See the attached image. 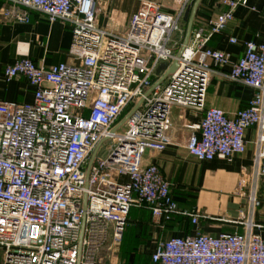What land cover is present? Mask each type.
<instances>
[{
  "label": "built area",
  "instance_id": "2783aa9c",
  "mask_svg": "<svg viewBox=\"0 0 264 264\" xmlns=\"http://www.w3.org/2000/svg\"><path fill=\"white\" fill-rule=\"evenodd\" d=\"M3 1L4 20L28 22L34 11L67 23L76 62L44 68L20 59L3 70L6 81L23 77L34 91L31 103L0 102L2 264H98L121 245L131 208L150 210L155 223L182 215L196 224L199 215L179 210L158 167L142 162L147 151L168 147L174 106L203 113L186 144L198 161L230 162L245 152V132L254 127L255 183L264 187V43H244L236 62L207 46L246 0H221L228 10L194 30L179 57L170 38L181 32L191 0H174L170 12L140 2L123 31L98 25L101 0ZM173 61L175 70L152 89L158 65ZM211 65L229 67L227 80L253 91L233 117L205 109ZM106 140L113 142L107 158H95L87 175L92 153ZM250 202L257 204L252 196ZM251 228L169 238L157 244L151 262L264 264V239Z\"/></svg>",
  "mask_w": 264,
  "mask_h": 264
},
{
  "label": "crops",
  "instance_id": "0c3cea01",
  "mask_svg": "<svg viewBox=\"0 0 264 264\" xmlns=\"http://www.w3.org/2000/svg\"><path fill=\"white\" fill-rule=\"evenodd\" d=\"M143 1L158 4L164 12H170L174 4V0H101L98 25L111 31H123L129 17ZM195 2L191 0L186 7L189 13ZM6 10L9 5L0 0V102L31 103L33 87L23 77L6 81L4 68L20 59H30L44 68L75 63L76 59L70 54L71 27L60 20L50 22L34 11H28V22L4 20L2 13ZM227 10L221 0H200L191 33L204 26L211 17ZM184 14L179 21L181 32L176 33L179 40V45L174 47L176 55L188 24ZM231 39L236 43H230ZM246 42L264 43V0H246L244 5L237 6L230 24L214 35L207 46L228 54L230 61L236 62L243 55ZM228 72L227 66L211 65L205 109L218 108L226 116L233 117L247 106L253 91L228 81ZM162 74L157 76L155 72L153 79L158 80ZM202 117V112L174 106L167 133L168 147L159 153L147 151L142 159L144 165L158 167L170 184V193L179 210L199 215L197 223L193 224L189 217L182 215L155 223L150 210L131 208L121 245L103 253L98 264H152L151 255L157 244L169 238L194 237L197 233L211 236L242 234L248 225L252 226V234L264 239V187L260 182L255 183L254 175L256 129L246 130L245 152L235 155L230 162L219 159L198 161L188 154L186 144L191 135L198 133ZM251 196L257 201L256 205H251Z\"/></svg>",
  "mask_w": 264,
  "mask_h": 264
},
{
  "label": "water",
  "instance_id": "95a60500",
  "mask_svg": "<svg viewBox=\"0 0 264 264\" xmlns=\"http://www.w3.org/2000/svg\"><path fill=\"white\" fill-rule=\"evenodd\" d=\"M200 0H196L195 4L193 5L190 13L189 10L186 9L185 14H184V20H186L188 18V24H187V29L185 32V37H184V41L183 44L180 48V50L177 53V57L180 56L181 52L183 51L184 47L187 45L188 40L190 38V34H191V27H192V21L193 18L195 16V12L198 6ZM176 68V61H173L170 65H168V63H161L158 65L157 69H156V75L159 76L162 72L163 74L159 77V79L154 83L152 89L158 85H160L165 79L166 77L172 73ZM128 117V115L121 121V123L119 124V126L123 125V123L125 122L126 118ZM115 130V129H114ZM98 147H96V149L94 150L93 154L91 155L89 162H88V166H87V175L89 172V169L96 157L97 151H98ZM86 206V199L84 198V202H83V208H85Z\"/></svg>",
  "mask_w": 264,
  "mask_h": 264
},
{
  "label": "rangeland",
  "instance_id": "374dc122",
  "mask_svg": "<svg viewBox=\"0 0 264 264\" xmlns=\"http://www.w3.org/2000/svg\"><path fill=\"white\" fill-rule=\"evenodd\" d=\"M178 24L180 27V23H178ZM176 35H177L176 32L171 35L169 46L175 45L174 47H176L179 45V40L177 39ZM174 47H173V51H175ZM136 101L138 102L139 99ZM112 145H113V142L111 140H106V141L102 142L98 151H97L95 158L106 159ZM2 263H3V254L0 250V264H2Z\"/></svg>",
  "mask_w": 264,
  "mask_h": 264
},
{
  "label": "trees",
  "instance_id": "16d2710c",
  "mask_svg": "<svg viewBox=\"0 0 264 264\" xmlns=\"http://www.w3.org/2000/svg\"><path fill=\"white\" fill-rule=\"evenodd\" d=\"M157 81V79H153V82H156ZM126 115V113L124 114V116Z\"/></svg>",
  "mask_w": 264,
  "mask_h": 264
}]
</instances>
